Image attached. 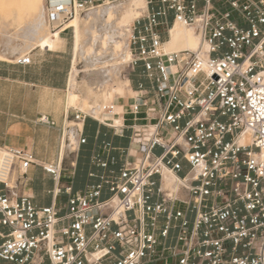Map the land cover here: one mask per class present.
<instances>
[{"label": "built area", "instance_id": "1", "mask_svg": "<svg viewBox=\"0 0 264 264\" xmlns=\"http://www.w3.org/2000/svg\"><path fill=\"white\" fill-rule=\"evenodd\" d=\"M124 1L45 0V21L65 35L76 15ZM145 6L125 66L149 88L126 75L131 121L111 129L128 130V146L90 157L96 183L73 192L59 185L60 161L0 148V264H264V0ZM175 23L199 35L203 55L160 51ZM71 113L79 148L92 118ZM33 167L52 178L48 206L24 194Z\"/></svg>", "mask_w": 264, "mask_h": 264}, {"label": "crops", "instance_id": "2", "mask_svg": "<svg viewBox=\"0 0 264 264\" xmlns=\"http://www.w3.org/2000/svg\"><path fill=\"white\" fill-rule=\"evenodd\" d=\"M27 44H30V49L19 43V49H13V44L11 48H0V148L27 150L32 153L37 164L48 165L60 161L62 168L67 159L66 136L69 134L68 139L73 136L72 144H75L73 131L77 134V130L73 128V131L66 132L69 129L68 122H71L66 115L69 110L67 99L63 112L52 111L49 108V96L50 92L58 93L68 88L67 68L69 67L71 71L73 51L69 60L63 52L57 51L58 49L55 51L42 50L33 47L31 42ZM23 55H29L31 58L30 66L22 67L12 64L14 59ZM121 80H125L127 86L130 87L127 78ZM129 80L133 88H136L138 82H141L144 88H149L147 82L136 74ZM44 101L46 104L41 103ZM125 103L130 104V102ZM42 116L54 121L55 126L40 124L39 118ZM130 119L131 117L124 120L123 126L130 124ZM119 127L109 128L93 119L85 121L83 131L86 144L69 152V155L74 156L70 163L68 176L63 178L66 185H61L62 175L59 185L61 187L70 186L72 191L76 192L96 183L97 180L90 179L88 175L90 173L100 175L103 170L93 167L90 164V157L95 153H100L106 143L114 148L128 146L130 134L128 130H124L122 134L111 130V128ZM62 131H64L63 136L59 139ZM28 174L30 183L24 194L31 198L35 206H48L53 189L51 176L36 167L31 168Z\"/></svg>", "mask_w": 264, "mask_h": 264}, {"label": "bare ground", "instance_id": "3", "mask_svg": "<svg viewBox=\"0 0 264 264\" xmlns=\"http://www.w3.org/2000/svg\"><path fill=\"white\" fill-rule=\"evenodd\" d=\"M43 1L45 0H0V18H3L7 23L22 26L25 33H21V36L17 39L31 42L33 47L41 48L42 50L55 51L61 46L62 39L58 35L59 32L45 33L42 31ZM126 1L120 7L119 5L118 7H113L109 4L90 11L84 18L76 15L66 27H73L72 51L74 57L72 59L73 62L71 61L70 74H68L67 109L79 110L109 127H119L123 125L124 120L131 117L129 105L122 104V102H132L134 98V94L133 97L127 96V86L121 79L118 82L114 81L117 84L107 83V80L111 79H108V77H115L111 76V70L113 69L114 71L115 67H122H119L121 63L124 65L126 61L130 60V54L129 57L127 55L129 51L126 50L128 53L123 51L125 42L131 34L133 21L142 16L146 9L145 0ZM168 36L170 37L169 41L167 43L165 41L160 48L163 54L180 51H196L200 52V55L204 54L205 45L201 44L199 35L193 29L175 23L170 32L168 31ZM18 47V43L12 46L13 49ZM121 51L123 55H117V52L120 53ZM118 56H121V62L114 66L111 65V70H108L105 65L119 59ZM79 61H83L85 69H90L93 74L97 75L100 82L97 84H101L100 86L103 88V91L100 88L102 91V94L99 93L101 95L99 97L100 103L95 102V100L91 103L92 100L90 101L91 98H89L92 95L91 90V95L88 94L90 96L86 95L79 98L76 95V89H78L77 79L81 73V70L78 69ZM116 71L119 72V70L114 72ZM98 89L99 85H97ZM94 90H96L95 87ZM106 108L109 114H105ZM66 115L68 116V112ZM68 128H75L78 134L82 126L80 123L71 121L68 122ZM69 140L71 141L70 143H73V136ZM246 141L247 139L244 138L243 142ZM44 166L48 168V165ZM165 176L170 175L165 174Z\"/></svg>", "mask_w": 264, "mask_h": 264}, {"label": "rangeland", "instance_id": "4", "mask_svg": "<svg viewBox=\"0 0 264 264\" xmlns=\"http://www.w3.org/2000/svg\"><path fill=\"white\" fill-rule=\"evenodd\" d=\"M126 2L127 1H125V2H117V3L111 4V6L118 7V5H119V7H120V6L124 5L123 3H126ZM43 11L44 12H43V20H42V23H43V29L44 30L42 29V31L45 32V33H50L51 32L50 31V28L48 27V25H47V23L45 21L44 1H43ZM88 13H86L83 16L81 15V17L84 18ZM172 27L170 29H172ZM71 29L72 30H69L66 33V36L65 35H61L60 36L58 34L62 38V46H60L57 51L63 52L64 56L67 59H69V60L71 59V52H72V45H73V40H72L73 27H71ZM170 29H169V32H170ZM55 32H58V31H55ZM55 32H52V33H55ZM21 33H25V30L22 28V26H17V25L12 24V23H7V22L4 21L3 18H0V48H3V47H10L11 48L12 44L14 45L16 43H19V44H22V46H26V47H28V49H30L31 48L30 44H27L29 42H24L25 40L22 41L20 39H17L19 36H21ZM169 38H168V40H166V43L169 41ZM127 39H128V37H127ZM127 39H126V42H125L124 49L122 48L123 51H126V50L128 51L127 44H126L127 43ZM121 52L120 53L117 52V55H119V54L120 55H123V52L122 53ZM127 55L129 57V53ZM118 57H119V59H117ZM118 57L116 58L117 59L116 61H111V62H109V63H107L105 65L108 70H111V67L112 66H114L117 63H120L121 62V56H118ZM127 62L128 61H126L124 63V65H122L123 63H121V65H119V67L120 66H122V67H120V68L115 67L114 71L115 70H119V72L118 71L114 72L113 69L111 70L112 71V74L110 73L111 76H115V77H108V79L109 78H111V79L113 78V80L109 79V80H107V83L114 84L115 83L114 81H117L118 82L119 79H126V75H129V78H131V76H134L135 75L133 73H130L129 72L130 70H128L126 68L125 64ZM78 69L81 70V73L79 74L78 79H77V81H78V87L77 88L78 89H76L77 90L76 91V93H77L76 95L80 98L82 96H86V95L90 94V90H91L92 95L91 94H90L91 96L88 95V96H90L89 98H91L90 101L92 100L91 103H93L94 100H95V102H99L100 101V98L99 97L101 96L99 93H101L103 91V88L100 86L101 84H97V83H100L99 80H98L97 75L96 74H93L90 71V69L89 70L88 69H85L84 68V64H83V61H79ZM68 71L70 72L69 67L67 68V78H68V74H69ZM114 73H116V74H114ZM122 81L127 86L126 81L125 80H122ZM117 82L115 84H117ZM97 85H99V89L98 90H97ZM94 87H95L96 90H94ZM131 87L133 88L132 84H131ZM100 88H102L101 89L102 91L100 90ZM92 89H93V91H92ZM67 90H68V88L66 87L63 91L58 92V93L50 92V94H51L49 96V108H50V110H52V111L60 110L62 112L64 111V108H66ZM42 91L43 92H46L45 90H42ZM126 94L129 97H133V92H132L131 88L128 87V86H127V89H126ZM41 103L42 104H46L45 101L44 102H41ZM122 103L123 104H126L124 101ZM105 114H109L108 111H107V108H106ZM68 120L69 121H72L71 109L68 111ZM121 126H123V125H121ZM64 127H65V124H64ZM70 130H72V129H67L66 132L69 133ZM111 130H112V132H114L113 129H111ZM118 131L119 130L117 129L116 132H118ZM63 133H64V131H62L60 133L59 139L63 136ZM73 135H74L75 144L70 143V141L68 139V136H69L68 134H67L66 139H65L66 140V151L65 152H66L67 159H65V163L62 166V181H61V185H66L64 183V179L63 178H65V176H68V171L71 168L70 163L73 161V156H74V155H69V152H71L72 150H75L76 149L77 142H78V139H79V135L76 134L75 131H73Z\"/></svg>", "mask_w": 264, "mask_h": 264}, {"label": "trees", "instance_id": "5", "mask_svg": "<svg viewBox=\"0 0 264 264\" xmlns=\"http://www.w3.org/2000/svg\"><path fill=\"white\" fill-rule=\"evenodd\" d=\"M88 120H90V119H87L86 121H88ZM83 135H84V137H85L84 131H83Z\"/></svg>", "mask_w": 264, "mask_h": 264}]
</instances>
